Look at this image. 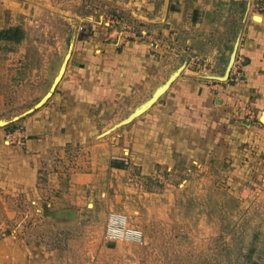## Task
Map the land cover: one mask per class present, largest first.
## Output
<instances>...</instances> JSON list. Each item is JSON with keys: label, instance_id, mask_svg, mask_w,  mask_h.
<instances>
[{"label": "rangeland", "instance_id": "374dc122", "mask_svg": "<svg viewBox=\"0 0 264 264\" xmlns=\"http://www.w3.org/2000/svg\"><path fill=\"white\" fill-rule=\"evenodd\" d=\"M0 235L264 264V0H0Z\"/></svg>", "mask_w": 264, "mask_h": 264}, {"label": "crops", "instance_id": "0c3cea01", "mask_svg": "<svg viewBox=\"0 0 264 264\" xmlns=\"http://www.w3.org/2000/svg\"><path fill=\"white\" fill-rule=\"evenodd\" d=\"M27 249L7 235H0V264H33Z\"/></svg>", "mask_w": 264, "mask_h": 264}, {"label": "bare ground", "instance_id": "6f19581e", "mask_svg": "<svg viewBox=\"0 0 264 264\" xmlns=\"http://www.w3.org/2000/svg\"><path fill=\"white\" fill-rule=\"evenodd\" d=\"M147 106V105H146Z\"/></svg>", "mask_w": 264, "mask_h": 264}]
</instances>
